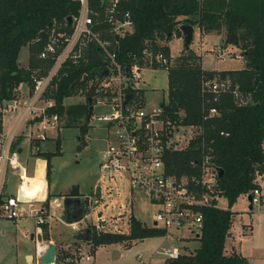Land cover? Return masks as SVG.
Returning <instances> with one entry per match:
<instances>
[{"label": "trees", "instance_id": "1", "mask_svg": "<svg viewBox=\"0 0 264 264\" xmlns=\"http://www.w3.org/2000/svg\"><path fill=\"white\" fill-rule=\"evenodd\" d=\"M103 1L88 0V6L98 12L100 18L105 7ZM117 5L119 15L129 13L132 31L116 37L104 22L95 29L100 31L102 38L114 41L116 57L124 69L130 68L132 56L139 55L146 45L169 56V47L158 41H168L173 35L181 37L179 27L183 24L195 26L202 33H220L224 28V44L241 49L244 67L221 71L203 70L199 55L190 48L182 51L169 67L167 101L160 105L176 124L203 125L205 136L213 139V159L223 170L219 189L227 203L226 209H203L204 219L196 237L198 245L192 249L182 247L179 258L165 264H244L245 259L235 251L226 254L224 245L234 214L231 207L241 196L258 189L257 176L264 174V0H118ZM80 8V0H0L1 104L12 99L13 89L20 82L30 81L31 69H46L51 64L49 60L38 59L45 44L42 40L36 41L38 35L42 31L50 32L53 27L58 31H71L66 18H75ZM24 46L29 48L27 68H22L17 60ZM87 58L79 64H65L55 92L57 111L64 115V123L78 125L81 136L88 131V101L65 107L60 105L65 97L84 88L82 84L70 90L73 82L81 80L83 74L96 77L95 71L105 67L94 43L89 47ZM204 75L210 79L230 78L238 84L246 101L237 105L230 93L223 94L219 101L209 104L217 107L219 115L203 121L199 86ZM87 94L89 96L92 92ZM223 130L228 132L227 136L219 135ZM198 141L199 137H195L185 149L166 153L168 173L176 177L190 173L191 160L198 161L199 158ZM59 144L57 138L54 152L37 153L46 161L47 181L50 158L60 153ZM69 195H78L77 187H73ZM51 197L48 194V198ZM87 228L92 250L105 244L126 243L130 246L143 238L166 233L163 229L147 227L133 214L129 217L127 232H96ZM42 229V238L48 241L47 224H43Z\"/></svg>", "mask_w": 264, "mask_h": 264}, {"label": "built area", "instance_id": "2", "mask_svg": "<svg viewBox=\"0 0 264 264\" xmlns=\"http://www.w3.org/2000/svg\"><path fill=\"white\" fill-rule=\"evenodd\" d=\"M117 3L118 0H107L101 19L99 13L88 6V0H80L79 13L71 19V31H58L57 27H53L46 32V42L40 34L36 38V41L45 42L38 59L49 60L51 64L46 69H31L30 81L20 82L13 89L12 99L5 101V112L17 108L20 111L8 132L0 130V218L31 220L34 233L42 235V225L55 217L57 209L63 208V196L48 198L46 188L42 195L27 198L26 192L21 189L28 171L20 155L23 143L27 144L31 156L42 152L41 143L49 140L51 131L64 124V115L57 111V82L67 62L79 64L88 60L89 47L94 43L100 50L108 74L87 77L83 83L84 98L91 110L87 122L91 125L99 122L106 130V137H113L102 152L100 168L109 171L111 177L114 172L128 179L132 196H142L154 209V228L163 229L166 234H171L172 230L188 232L196 238L204 219L202 210L220 208L218 203L223 197L219 189V168L213 159L214 141L205 136L203 125L176 124L160 104L149 107L144 92L136 85L143 75L142 71L162 68L168 72L173 61L162 50L146 45L139 55L132 56L130 68H123L116 57L114 41L102 38L100 31L95 29L104 22L115 36L132 31L133 22L129 13L119 15ZM199 89L203 121L219 115L217 107L209 104L219 101L223 94L230 93L237 105L246 101L238 84L228 77L210 79L204 75ZM87 92L92 94L88 96ZM95 104L106 105L110 111L93 113ZM60 106H66L65 99ZM219 135L227 136L228 132L223 130ZM195 137H199L200 154L198 161L191 160L190 173L179 177L168 173L166 153L185 149ZM15 175L19 185L14 194H9L8 181ZM252 193V206L259 205L260 208L261 192L256 188ZM84 219L65 224L77 232H85L87 227L102 232L101 225L93 222L85 224ZM47 246H37V264ZM55 251L53 264H79L91 258L79 246L66 250L65 254ZM157 253L165 257L164 263L175 261L181 255L182 247L163 246ZM141 258V254L137 256L139 261Z\"/></svg>", "mask_w": 264, "mask_h": 264}, {"label": "rangeland", "instance_id": "3", "mask_svg": "<svg viewBox=\"0 0 264 264\" xmlns=\"http://www.w3.org/2000/svg\"><path fill=\"white\" fill-rule=\"evenodd\" d=\"M196 28V27H195ZM224 28L220 30L223 32ZM214 33V32H211ZM209 34V33H208ZM216 34V33H215ZM219 34V33H218ZM202 32L199 31L193 34V41L189 48L196 51L202 56V67L206 69H238L241 62L227 56L218 58L220 55L218 48H224V52L231 54L229 51L235 50L229 48V45L224 44V38H218L216 35L212 38L203 41ZM222 36V35H221ZM173 37V36H172ZM171 37V38H172ZM184 46L179 39H173L170 43V48L174 54L171 57L173 63L179 57ZM182 49V50H180ZM29 48L24 46L18 54V62L22 68H27L29 65ZM214 51V52H213ZM235 55V54H234ZM232 55V56H234ZM171 56V55H170ZM173 65V64H172ZM142 77L137 82V87L141 88L149 103V107L157 106L161 102L167 101L168 96V73L162 68L146 69L142 71ZM85 93L83 89H77L74 94L65 97L66 105L80 104L85 101ZM6 107L0 103L1 129L8 132L17 118L20 109L5 112ZM93 113L101 114L109 112V107L103 104L93 105ZM88 131L83 136L80 135L78 125L62 124L58 130L50 132V138L41 143L43 152H54L56 150L55 142L60 139V153L53 154L50 158L51 170L48 177V191L52 196H68L73 187H77L78 194L81 196L93 197L97 186L100 187L99 201L100 204L90 210L83 222L86 224L96 223L102 226V232L127 231L129 224V216L133 213L138 219L140 218L147 227H154V209L140 195H133L130 192L129 181L123 175L109 176V171L100 168V158L104 148L108 142L113 141V137H106V130L99 122H93L92 125L86 122ZM81 136V137H80ZM80 138V139H79ZM23 156H27L29 148L26 143H23ZM21 156V158H23ZM45 160L42 156L33 155L24 159L27 163L28 174L32 175V171L37 170L36 176L43 175V166L38 167L39 161ZM38 168V169H37ZM32 172V173H31ZM34 178V177H33ZM16 177L11 176L8 184V190H14ZM36 183L37 196L42 195L46 182L41 178H34ZM25 182V180H24ZM26 183V182H25ZM23 184L22 190L25 192L26 187ZM27 187L30 188L29 178L27 177ZM48 195V194H47ZM262 195V192H261ZM247 195L241 196L238 201L231 207L234 211H239L235 215L232 225V233L234 236V245L239 247L237 238L242 236V224L250 223L258 211L259 205L253 206V212H247L245 209L248 205ZM218 205L220 208H226V198H221ZM264 204L260 206L263 208ZM64 208H59L55 211L52 225L56 230L62 242H58L57 251L65 254L66 250H70L75 246H79L85 255L90 254L91 258L82 261L80 264H163L165 257L159 254L157 250L161 247L181 246L190 249L198 245V241L188 232L172 230L171 237L165 238L164 235L149 236L139 241L127 245L122 244H105L97 246L94 250L90 239L78 238L79 233L84 235L85 232H77L72 230L70 226L63 224L59 215ZM244 211V212H243ZM243 212V213H242ZM98 214H101L99 217ZM58 217V218H56ZM33 223L31 220L23 222L18 221L14 224L4 218H0V264H25L22 252L29 245V240L24 237V231H30ZM120 231V232H119ZM49 230L47 231V233ZM43 236V231L42 235ZM84 237V236H83ZM181 240L176 238H181ZM187 237H191L188 240ZM179 240V241H178ZM192 241V242H190ZM239 249L244 253L250 251L249 242L243 241ZM228 248H231L230 241L227 242ZM116 252L118 256L115 257ZM142 255L141 260L137 256ZM29 260V258H28ZM30 264V260L28 261ZM36 258L31 264H37Z\"/></svg>", "mask_w": 264, "mask_h": 264}, {"label": "crops", "instance_id": "4", "mask_svg": "<svg viewBox=\"0 0 264 264\" xmlns=\"http://www.w3.org/2000/svg\"><path fill=\"white\" fill-rule=\"evenodd\" d=\"M193 27H194V33L195 32H198L199 33V29L197 27L195 28V26H193ZM215 33L216 32H214V33H211L210 32L208 34V33H204L203 32L202 33L203 34L202 37H204L203 41L208 40V39L212 38V36H215V35L218 38H221V37L224 38V36H223V33L224 32H220L219 34L218 33L215 34ZM176 38L179 39L180 40V43H182V45H183L182 35H181V37H177V36L173 35V37L170 40H168V41H163V40L158 41L161 45L169 47V55H171V57H173L174 54L171 51L170 43H171V41L173 39L175 40ZM231 47L235 49V50H231V49L229 50L231 52V54H227L226 51L224 52V50H225L224 48H221V49L218 48L217 51H220L219 52L220 55L218 56V58H221V57H224V56H227L229 58L230 57L231 58H234V59L239 60L241 62V66L238 69H221V70H239V69L243 68L244 65H245V60H244L243 54L241 53V49L239 47L237 48V47L232 46V45H229L228 49L231 48ZM182 49H184V47ZM182 49H180V50H182ZM194 52L196 53V51H194ZM196 54L201 57V68L203 70L206 69V68H203L202 67V56L200 54H198V53H196ZM232 55H234V56H232ZM206 70L221 71V70H216V69H206ZM6 105L7 104L4 102V106L5 107H6ZM22 154L20 155V160H21L22 164H25V166H26L27 165L26 164L27 162L24 161V159H27L29 157H32L33 155L31 156L28 153L27 156H23ZM21 156H23V158H21ZM37 164H38V167L39 166H43V175L40 176V177L39 176H36L37 175V170L36 171H32L33 172V173L31 172L32 175H29L28 174L27 177L29 178L30 188H31V196L29 197L30 199H32L34 196H37L36 186H35L36 183H35V179L34 178H41L43 181L46 182V187H45L46 188V193L49 194V191H48L49 183L46 180V166H47L46 161L45 160H43V161L41 160ZM27 171L29 172L28 167H27ZM14 177L17 178L16 175ZM256 183L259 186V188H258L259 191L262 192V195H261V199H262L261 205H262V204H264V174L257 176ZM18 185H19V182H18V178H17L16 179V182H15V188H14V190H8L7 189L8 193L9 194H14ZM28 189L29 188L26 187V190H25L26 194H28ZM71 196H81V195L78 194V195H71ZM247 197H248V195H247ZM248 207H249V203H248L247 208L245 210L247 212H253V206H252V209H250V210H249ZM231 210L234 212L233 217H232V224H231V227H232L233 222H234L235 215L236 214H239L240 212L239 211H234L232 208H231ZM63 212H64V210H63ZM63 212L59 215V217H60L59 219L60 220H63ZM131 214H133V213H131ZM26 220L27 219H17V221H11V222H13L14 224H17L18 221L23 222V221H26ZM52 220L53 219L49 220V222L46 223L47 226H48V230H49V232L47 233L49 235V240L48 241L44 240L41 235H37V234L34 233V225L30 229V231H24L23 232L24 237L27 240H29V245H27L24 248L23 252H22V255H23L25 264H29L28 257H31L30 264L33 263V260H35V258L37 257V251H36L37 246L40 247L43 244L50 245V244L54 243L55 246H56V250H57L58 242H62L61 239H60L61 236H59L58 234H56V230L54 229V226L52 225V222H54V221H52ZM8 221H10V220H8ZM63 224H65L64 220H63ZM242 228H243L242 236H239L236 241H237L239 247L241 246L240 244L244 240L247 241V242H249V245H250V249L251 250L250 251H246V252L243 253L239 249V247H237L236 245H234L235 240H234V236H233L232 228H231L230 229V232H229V234H228V236L226 238L225 245H224L225 246V253L226 254L227 253L229 254V253L235 251L236 253H238L239 255H241L245 259L244 264H264V207L263 208H259L258 207V211L256 212L255 216L250 219V223H248V224H242ZM81 234L82 233H79V235H81ZM164 236H165V238H168V237H171L172 234H166L165 233ZM78 238H81V237L78 236ZM176 239H178V238H176ZM181 239H179V240H181ZM187 239L188 240H191L192 238L191 239L190 238H187ZM194 239H195V241H197L196 238H194ZM229 241H230L231 248H228V246H227V242H229ZM190 242H192V241H190ZM180 247H182V245ZM194 247L195 246H193V248ZM116 256H117V254H115V257ZM163 264H165V263L163 262Z\"/></svg>", "mask_w": 264, "mask_h": 264}, {"label": "water", "instance_id": "5", "mask_svg": "<svg viewBox=\"0 0 264 264\" xmlns=\"http://www.w3.org/2000/svg\"><path fill=\"white\" fill-rule=\"evenodd\" d=\"M107 3V0L103 1V5H105ZM71 17L68 16L66 18L67 24H69L70 26L71 24ZM180 31H181V35L183 38V46L185 51L189 49V45L193 40V33H194V27L190 24H183L180 25L179 27ZM40 36L44 39V41H47V33H45L44 31H42L40 33ZM116 37H118V35L116 34ZM96 75L98 76H106L108 74V70L107 68H103V69H99L95 71ZM83 78L81 80L75 81L72 83V85L70 86V90H72L73 88L77 87V86H82L83 83H85V81L87 80L88 75L83 74ZM130 97V95H128V98ZM91 113V110L89 108V114ZM223 175V170L222 169H218V176L222 177ZM99 194H100V187L97 186L94 192L93 197H90L88 195L86 196H65L64 201H63V208H64V212H63V220L66 224L72 223V222H78L81 221L82 219H84L86 217V215L90 212L91 209L96 208L99 204ZM252 198H253V193H249L248 194V201H249V210L252 209ZM99 217L101 216V214H98ZM90 230L87 228L85 230V234L84 235H80L81 238H87L89 237L87 234L90 233ZM87 235V236H86ZM84 236V237H83ZM56 246L54 243L48 245L44 252L39 256L38 259V264H53L55 261V254H56ZM117 256L119 255L118 252H116Z\"/></svg>", "mask_w": 264, "mask_h": 264}, {"label": "bare ground", "instance_id": "6", "mask_svg": "<svg viewBox=\"0 0 264 264\" xmlns=\"http://www.w3.org/2000/svg\"><path fill=\"white\" fill-rule=\"evenodd\" d=\"M25 187H27V176H25ZM23 188V186H22ZM22 190V189H21ZM31 196V188L28 189V194H27V198H29ZM29 260H31V257H28Z\"/></svg>", "mask_w": 264, "mask_h": 264}]
</instances>
